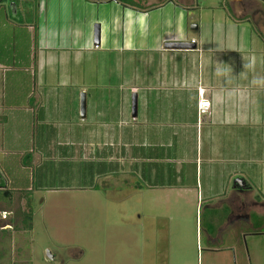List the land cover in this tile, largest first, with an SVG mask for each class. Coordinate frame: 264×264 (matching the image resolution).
I'll list each match as a JSON object with an SVG mask.
<instances>
[{"label": "rangeland", "instance_id": "374dc122", "mask_svg": "<svg viewBox=\"0 0 264 264\" xmlns=\"http://www.w3.org/2000/svg\"><path fill=\"white\" fill-rule=\"evenodd\" d=\"M84 1L87 3L79 0H24L14 5L16 11L13 15L10 10L12 3L0 0V51L3 49L7 59L18 58L21 65L30 47L28 27L34 28L40 19L42 21L46 15L49 18V13L54 15L49 20H59L63 27H68L73 15V32H86L87 38L90 36L87 32L94 24L101 26L100 48L94 50L90 46L91 50L85 52L80 65L68 70L69 80L58 72L55 77L48 76L35 82V91L32 88L35 93L59 98L56 103L60 114L53 118L64 129L61 132L63 138L84 147L125 143L133 137L136 141L150 137L153 142H158V136L168 132L182 135L183 139L185 127L195 128L197 101L192 96L198 89L221 93L225 90L239 91L257 97L259 105L256 107L264 109V41L251 22L228 28V19L224 18L222 10L224 0H192V3L182 0L187 11L174 10L164 17L163 24L171 25L173 31L182 20L187 43L193 38L198 45L199 37L204 47L203 54H183L171 61L179 65V69L199 62L198 69H188L186 80L182 78L175 87L159 83V76L166 68L151 50L138 52L142 48H137L132 52L130 44L121 51L115 48L111 36L119 21V10L115 7L124 6L122 3L125 2L130 4L132 0H114L115 3L111 0L99 3H92L97 0ZM160 3L161 0H150L145 5L138 0L134 7H129L150 8ZM177 13L180 14L176 16ZM223 47H227L225 51H222ZM213 63L215 74L211 77ZM218 65L223 66L216 71ZM5 77L8 80L7 92L10 91V78L20 80L22 86L26 81L20 70ZM132 88L137 89L138 117L134 119L135 123L131 118ZM81 93L86 95L84 120L79 115ZM165 94L180 96L182 105L173 111L172 107L177 103L164 98ZM145 95H153V98L146 96L143 102ZM142 108L152 111L158 108L165 112L149 116L146 125L140 121ZM205 116L197 118L203 133L207 124ZM40 118L36 112L31 123L33 148L41 141L40 137L36 138L43 130ZM65 131H70V134L65 135L68 133ZM193 131L190 139L179 148L171 138L174 148L166 150L169 157L175 151L183 162L187 159L191 162L190 165H181V169L193 173L192 179L184 181L189 187L194 184L195 172L196 140ZM236 134L239 139L251 132L247 128ZM232 138L236 139V136ZM225 155L234 154L228 148L210 147L202 154V168H206L204 160L216 161ZM9 159L10 167L15 168L20 162L29 169L23 174L18 173L17 187H6L11 190L9 201L0 193V264H206L204 258L196 253L194 233L195 220L200 216L204 220V203L201 214L198 212L196 215L192 200L180 201L177 213L173 195L152 189H144V194H139L138 189L132 190V186H127L125 175L108 173L105 170L107 165L105 172L101 171L104 175L94 178L97 164L90 162L92 157H87V162L45 159L34 167L27 165L31 161L28 154L24 158L18 155ZM72 173H80L86 178L70 181L61 176ZM43 174L53 176L42 179ZM134 183L138 186L139 182L134 180ZM138 215L140 219H137ZM27 216L29 220H26ZM159 216L170 220L161 221L163 226L158 225ZM164 223L166 231L162 230Z\"/></svg>", "mask_w": 264, "mask_h": 264}, {"label": "crops", "instance_id": "0c3cea01", "mask_svg": "<svg viewBox=\"0 0 264 264\" xmlns=\"http://www.w3.org/2000/svg\"><path fill=\"white\" fill-rule=\"evenodd\" d=\"M79 1L87 3L84 0ZM111 1L115 3L114 0ZM135 1L138 0H132L131 4L117 1L124 6L115 7L119 10V21L111 32L112 40L116 44L115 48L121 51L130 44L132 52L137 48H142L138 52L151 50L161 62H164L162 66L166 68L164 74L159 76V83L164 82L175 87L180 84L182 78L186 80L188 69H198L199 62L179 69V65L174 62L172 64L171 61H175L176 56L181 58L183 54L199 55L204 51L199 37L198 45L193 38L190 40L195 42L196 48L193 51H172L163 48L166 43L188 42L183 31L182 20L174 31L171 25L163 24L164 17L170 12L187 11L188 8L182 0H161L160 4L150 8H130L129 6L134 7ZM141 1L146 5L150 0ZM190 1L192 3V0ZM224 1L225 7L222 4L220 7H223L224 18L228 19V28H237L241 24L251 22L259 38L264 41V0ZM99 2L104 1L97 0L92 3ZM49 14L54 17L53 13ZM179 14L177 13L176 16ZM46 16L42 18V21L40 19L36 22L34 28L28 27L30 43L28 46L30 47L23 65L19 63L18 58L7 59L3 49L0 51V175L5 181V186L17 187L18 173L23 174L29 169L23 167L20 162L15 168L10 167L9 158L18 155L24 158L28 154L31 161L27 165L34 167L45 159L60 158L74 162H85V160L87 162L86 158L92 157L90 162L100 164V171L93 174L94 178L103 176L105 170L110 174L121 173L126 177L127 186H132V190L138 189L139 194H144V189H152L173 195L177 213L180 201L186 203L192 200V203H195L196 215L198 212L201 214V206L204 203V220H201V216L199 220H195L194 233L196 253L204 258L206 264H264V109L256 107L259 105V99L239 91L225 90L221 93L216 90H207L204 91V96L208 99L210 108L205 113L206 116L203 115L207 120L204 133L203 127L199 125L196 118L195 128L185 127L183 139L182 135L168 132L166 135L161 133L162 135L158 136V142H153L150 137L142 138L140 141L131 137L132 140L125 143L89 144L84 147L74 140L62 137L61 132H64V129L53 118L60 114V108L56 103L59 98L44 95L41 92L35 93L32 88L35 91L37 86L35 82L48 76L55 77L58 72L69 80L71 76L68 70L70 67L74 70L80 65L85 52L91 50L90 46L94 50L100 48L101 26L94 24L99 26V45L94 46V25L90 32H87V35L90 34L87 38L86 32H73V15L68 27H63V24H59V20L54 18L49 20L50 16L49 18ZM210 48L213 46L210 45ZM223 48H221L222 51H225L227 47ZM210 51L212 50H208ZM185 56L188 57V55ZM222 66H216L218 68L216 71H219ZM214 68L213 63L210 68L211 77L215 74ZM18 70L25 74L26 81L23 82L25 84L22 86L19 84L20 80L10 78V91L7 92L8 80L5 76L14 74ZM136 90L132 88L130 92L137 94ZM193 93L195 95L192 98L198 101L197 91ZM146 96L153 98V95H145L142 97L143 102ZM154 98L160 99L157 95H154ZM164 98L176 101L177 104L172 107L173 111H176V106L182 105L180 96L165 94ZM36 112L41 117L39 123L43 130L40 136H36V138L40 137V144L33 148V137L31 138L30 133ZM163 112L165 111L158 108L153 111L142 108L140 121L148 125L149 116H157ZM132 121L136 122L134 119ZM247 128L251 132L247 136L248 139L247 137L238 139V134L235 135V133ZM192 130L196 140V155L194 184L189 187L184 181L192 179L193 173L181 169V165L184 163L190 165L191 162L188 159L183 162L177 157L178 153L175 151L172 157H169L166 150L174 148L171 138L176 141L177 148L182 147L183 143L190 139ZM65 132H68L64 133L65 135L70 134V131ZM234 136L236 139L232 138ZM80 147H82L81 150L78 149ZM210 147L228 148L234 155H225L217 158L216 161L204 160L206 168L203 169L202 154ZM239 152L242 154L239 155ZM105 165L107 167L104 170ZM116 167L118 169L114 170ZM52 176L43 174L42 179H51ZM61 176H65V179L70 181L86 178L80 173ZM134 180L139 182L138 186H135ZM159 218L160 221L157 224L161 226H163L161 221L170 220L168 217L162 219L159 216ZM137 219H140V215ZM162 228L166 231L165 223ZM201 240H203L202 244Z\"/></svg>", "mask_w": 264, "mask_h": 264}, {"label": "water", "instance_id": "95a60500", "mask_svg": "<svg viewBox=\"0 0 264 264\" xmlns=\"http://www.w3.org/2000/svg\"><path fill=\"white\" fill-rule=\"evenodd\" d=\"M11 14H15V6L14 4H10ZM192 29H196L193 27ZM93 44L94 46L99 45V26L94 25L93 27ZM164 50H172V51H193L195 50V45L193 43H166L163 46ZM79 115L80 119L84 120L86 117V95L85 93H81L79 96ZM137 115V100L135 94L132 96L131 100V118L135 119ZM47 256H50L47 253Z\"/></svg>", "mask_w": 264, "mask_h": 264}, {"label": "built area", "instance_id": "2783aa9c", "mask_svg": "<svg viewBox=\"0 0 264 264\" xmlns=\"http://www.w3.org/2000/svg\"><path fill=\"white\" fill-rule=\"evenodd\" d=\"M191 43L195 44L194 41H191ZM197 96L198 101L196 103V113L197 118L199 119L201 116L205 115V113L209 110L210 103L208 99L204 96V90L198 89Z\"/></svg>", "mask_w": 264, "mask_h": 264}, {"label": "trees", "instance_id": "16d2710c", "mask_svg": "<svg viewBox=\"0 0 264 264\" xmlns=\"http://www.w3.org/2000/svg\"><path fill=\"white\" fill-rule=\"evenodd\" d=\"M3 1V0H1ZM19 1L23 2L24 0H8L9 3H12L14 5H16ZM31 1H35V0H31ZM131 4V3H130ZM15 18V17H14ZM16 19V18H15ZM21 21L19 20L18 21V24H20ZM100 164L98 165L97 164V172L100 171V168H99ZM11 190L7 189L6 186H5V183L0 175V193L2 192V197H4L5 200L9 201L10 197H11V193H10ZM30 217L27 216L26 217V220H29Z\"/></svg>", "mask_w": 264, "mask_h": 264}]
</instances>
